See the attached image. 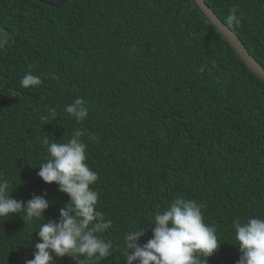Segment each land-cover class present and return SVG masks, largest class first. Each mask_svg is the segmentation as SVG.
<instances>
[{"label": "trees", "instance_id": "obj_1", "mask_svg": "<svg viewBox=\"0 0 264 264\" xmlns=\"http://www.w3.org/2000/svg\"><path fill=\"white\" fill-rule=\"evenodd\" d=\"M0 0V176L12 198L33 193L45 218H0V264L34 258L38 230L58 221L70 197L38 176L45 135L66 142L85 130L87 163L98 173V210L112 221L113 243L101 264H125L124 234L146 228L174 197L203 205L222 241L208 264H237L233 221L264 218V81L253 74L190 0ZM264 67V0H205ZM242 14V15H241ZM204 71L201 72L200 68ZM31 72L42 84L21 87ZM83 98L77 123L65 106ZM51 109L54 121L42 120ZM92 136L95 139H89ZM57 264H76L70 257ZM139 264V262H134Z\"/></svg>", "mask_w": 264, "mask_h": 264}, {"label": "clouds", "instance_id": "obj_2", "mask_svg": "<svg viewBox=\"0 0 264 264\" xmlns=\"http://www.w3.org/2000/svg\"><path fill=\"white\" fill-rule=\"evenodd\" d=\"M242 15V14H241ZM241 18L237 8L232 7L226 16L227 27H239ZM9 42V33L0 27V50ZM203 72L204 68L201 67ZM21 87H37L42 84L39 76L26 73L20 81ZM64 112L77 123L87 119L89 108L83 98H76L64 108ZM58 116L51 109L42 120H55ZM85 130H75L66 142H57L45 135L41 141L47 150V158L40 163L38 176L45 183H56L59 191L70 197V202L60 209L58 221L46 220L40 224L39 242L35 244L34 258L25 264H57L65 256L76 264H101L112 255L113 243L102 238L112 221L98 210L99 194L93 188L98 173L87 163ZM89 139L95 137L89 136ZM10 182L0 176V218L20 215L28 221L45 218L49 208L47 193L36 195L25 203L12 198ZM203 205L194 199L174 197L162 211L149 218L153 238L139 243L146 228L130 229L124 234L122 252L125 264H208L221 247L214 226L205 222ZM234 243L241 253L237 264H264V218H237L233 221Z\"/></svg>", "mask_w": 264, "mask_h": 264}, {"label": "water", "instance_id": "obj_3", "mask_svg": "<svg viewBox=\"0 0 264 264\" xmlns=\"http://www.w3.org/2000/svg\"><path fill=\"white\" fill-rule=\"evenodd\" d=\"M199 10L208 23L225 39L232 47L242 62L257 77L264 81V67L254 58L242 40L219 18V16L209 7L205 0H190ZM68 0H58L57 2L42 1L43 4L53 8L64 6Z\"/></svg>", "mask_w": 264, "mask_h": 264}]
</instances>
